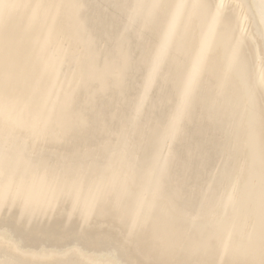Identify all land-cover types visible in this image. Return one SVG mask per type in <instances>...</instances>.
I'll list each match as a JSON object with an SVG mask.
<instances>
[{
	"label": "bare ground",
	"instance_id": "6f19581e",
	"mask_svg": "<svg viewBox=\"0 0 264 264\" xmlns=\"http://www.w3.org/2000/svg\"><path fill=\"white\" fill-rule=\"evenodd\" d=\"M0 264H264V0H0Z\"/></svg>",
	"mask_w": 264,
	"mask_h": 264
}]
</instances>
